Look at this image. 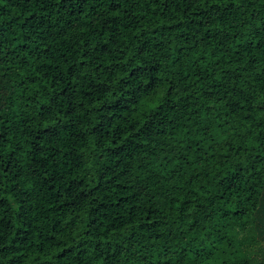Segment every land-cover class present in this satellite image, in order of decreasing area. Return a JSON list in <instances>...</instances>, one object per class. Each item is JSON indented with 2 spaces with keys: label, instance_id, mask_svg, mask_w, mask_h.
<instances>
[{
  "label": "trees",
  "instance_id": "1",
  "mask_svg": "<svg viewBox=\"0 0 264 264\" xmlns=\"http://www.w3.org/2000/svg\"><path fill=\"white\" fill-rule=\"evenodd\" d=\"M0 264H264V0H0Z\"/></svg>",
  "mask_w": 264,
  "mask_h": 264
}]
</instances>
